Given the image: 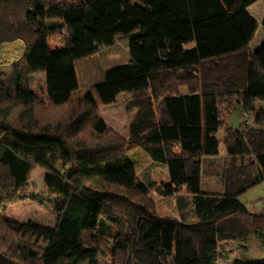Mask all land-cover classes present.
<instances>
[{
  "label": "trees",
  "instance_id": "16d2710c",
  "mask_svg": "<svg viewBox=\"0 0 264 264\" xmlns=\"http://www.w3.org/2000/svg\"><path fill=\"white\" fill-rule=\"evenodd\" d=\"M257 1L0 0V264H217L229 260L221 244L264 237V213L239 200L264 181V43L250 50L259 26L246 11ZM53 20L60 26L47 27ZM61 35L51 51L47 40ZM119 37L128 60L80 91L75 63ZM36 73L45 93L30 90ZM120 95L125 135L100 114ZM236 106L244 120L231 129ZM219 131L224 188L207 196L201 179ZM136 149L166 166L167 183L139 181ZM37 170L62 200L54 227L4 218ZM152 189L185 190L195 221L158 215Z\"/></svg>",
  "mask_w": 264,
  "mask_h": 264
},
{
  "label": "rangeland",
  "instance_id": "374dc122",
  "mask_svg": "<svg viewBox=\"0 0 264 264\" xmlns=\"http://www.w3.org/2000/svg\"><path fill=\"white\" fill-rule=\"evenodd\" d=\"M264 3L263 0H259L254 3L251 7L248 8V13L251 17L259 23L258 31L256 32L254 39L250 42L249 48L251 51H255L264 43V27L261 28V21L263 17ZM46 26L49 28L60 26V22L57 20L47 21ZM63 35L59 37L50 38L47 40V46L51 51H59L64 47ZM128 60V50L127 42L118 38L115 42V45L112 47H99L98 52L94 55H91L85 59L77 61L76 73L78 80V87L80 91H86L103 81L104 71L112 66L120 65L125 63ZM30 90L36 93H45V81L41 76H32L30 82ZM32 91V92H33ZM125 96L120 95L115 104L104 106L100 108V114L102 113L106 118L114 113L116 114V122L118 127H123L128 121V115L124 110ZM259 107L262 106V103H258ZM113 109L109 112L108 109ZM107 110V111H106ZM106 112V113H105ZM101 114V116H102ZM103 118V117H102ZM104 120V119H103ZM105 122V120H104ZM242 122V109L240 106H236L231 113V116L227 122V126L231 129H238ZM106 123V122H105ZM107 125V123H106ZM108 126V125H107ZM109 127V126H108ZM110 128V127H109ZM112 129V128H111ZM114 130V129H112ZM116 131V130H114ZM118 133V132H117ZM120 134V133H118ZM123 135V134H120ZM217 136L222 138L223 133L219 131ZM224 146L221 143L220 149H223ZM135 157L134 153L128 155V159L133 161ZM140 163V162H139ZM145 163L143 165H138V173L141 174V171L145 170ZM60 164H56V169L61 170ZM40 172V173H37ZM45 172L37 170L32 175V179L29 182L30 192L22 201L21 204L14 206V208L19 207L18 209L9 210L13 207H9L4 213V218L8 221L7 215L12 214L13 219L17 220L19 223H27L33 221L40 226H52L56 220L57 209L56 206L59 204L58 196H53L45 187ZM141 177V175H139ZM161 179H158L156 183H160ZM155 184V183H154ZM150 194L155 199V207L160 214H167V216H172L170 213L172 208L171 197L160 198L155 191L152 189ZM163 200V201H161ZM240 201L245 205V207L252 213L264 212V183L260 184L253 189L247 191L240 197ZM157 213V214H158ZM177 219H181L177 217ZM18 223L16 221H11ZM250 252L244 256L242 250V244L236 242L228 243L224 245V248L229 250L232 258L235 257H245L253 261L254 264H264V246L259 244L256 239H252L248 245ZM227 264V263H219Z\"/></svg>",
  "mask_w": 264,
  "mask_h": 264
},
{
  "label": "crops",
  "instance_id": "0c3cea01",
  "mask_svg": "<svg viewBox=\"0 0 264 264\" xmlns=\"http://www.w3.org/2000/svg\"><path fill=\"white\" fill-rule=\"evenodd\" d=\"M248 8L246 9V11H248ZM257 24L259 26V23H257ZM257 31H258V29H257ZM75 72H76V66H75ZM33 76H41V77L44 78V81H45V90H46L45 75L43 73H36ZM76 77H77V73H76ZM108 110L110 112L113 109L110 108ZM102 117L105 120V122L107 123V125L110 128L116 130V132H118L120 134H123V135H125V134L128 133V121L126 122V125L125 126L118 127L117 126V122H116L117 121L116 120V114H115V117H114V113H113L108 118H106L102 114ZM243 120H244V118H243V111H242V122H241V124L243 123ZM217 134H218V132H217ZM217 134H216V137L219 140V155L217 157H215V158H211V159L206 160L207 163L205 164V168H204L205 169V171H204L205 173H204V175L202 176V179H201V192L203 194L207 195V196H214V195L222 194L223 188H224V181H223L222 172H223V169L225 167L224 166V163L228 159H227V155H226V152H225V147L223 149H220L221 143L223 144V142H222L223 136H222V138L221 137L219 138L217 136ZM223 146H224V144H223ZM132 153L135 154V157H134V159H133L132 162H133V166H134L135 171H136L137 178L139 179L140 182H142L144 184H154L155 183V186H158L159 184H164V183H167L169 181V174H168V171H167V168H166L165 165L158 164V163H154L153 161H151V159L148 157V155L144 151H142L141 149H136ZM144 163L146 165L145 166V170L141 171V174H139L138 173V167L137 166L138 165H143ZM37 173H40V172H37ZM139 175H141V177H139ZM43 177H45V179H46L47 178V174L46 175L43 174ZM158 179H161L160 180V183H156V181ZM263 183H264V181L262 183H260V184H263ZM260 184H258V185H260ZM253 188H251V189H253ZM157 195H159V194H157ZM159 196H161V195H159ZM240 197H239V200H240ZM57 198L59 199V201H58L59 204H58V206H56V209H59V207L62 204V200L59 197H57ZM160 198L162 199L164 197L161 196ZM171 198H172L171 199L172 208H171L170 213L172 214V216H174L176 218L177 217L182 218V220H183L182 222H193V221H195V206H194L195 205V202L193 200V197L190 194L186 193V191L183 190V191H179L178 193L174 194L173 196H171ZM161 201H163V200H161ZM18 208L19 207H16V208L13 207V208H11L9 210V213H10V211L12 209L15 210V209H18ZM156 211H157V207H156ZM259 213H264V212H259ZM158 215L166 216L167 214H160V213H158ZM7 219H9L10 221H16V222H18L17 220L13 219L12 214H10V215L8 214L7 215ZM56 221H57V216H56V220H55V222H54V224L52 226L49 225V226H45V227H54L55 224H56ZM180 221H181V219H180ZM31 222H33V221H31ZM252 239H256L259 242V244H261V245L264 246V237L262 235L261 236H259V235H257V236H250V237L246 238V240L243 242L244 247H242V250H243L244 256L247 255L250 252V248H249L248 245L250 244V242H251ZM225 244H228V243L221 244V246H222L223 249H225L224 248V245ZM225 250L227 252H230L227 249H225ZM230 255L231 254H229V256H227L228 259H229L227 262L226 261H219L217 264H219V263L232 264L233 260L235 258H238V257L232 258V256H230ZM251 262H253V261H251Z\"/></svg>",
  "mask_w": 264,
  "mask_h": 264
},
{
  "label": "built area",
  "instance_id": "2783aa9c",
  "mask_svg": "<svg viewBox=\"0 0 264 264\" xmlns=\"http://www.w3.org/2000/svg\"><path fill=\"white\" fill-rule=\"evenodd\" d=\"M245 124H249V119L245 120Z\"/></svg>",
  "mask_w": 264,
  "mask_h": 264
}]
</instances>
